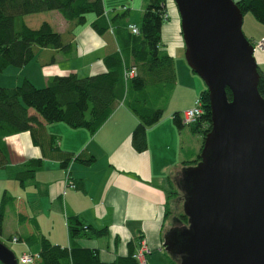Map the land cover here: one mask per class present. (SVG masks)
Returning <instances> with one entry per match:
<instances>
[{"label": "crops", "instance_id": "1", "mask_svg": "<svg viewBox=\"0 0 264 264\" xmlns=\"http://www.w3.org/2000/svg\"><path fill=\"white\" fill-rule=\"evenodd\" d=\"M102 1L108 17L112 14L111 9L127 8L129 22L134 25L139 22L146 4V0H130L120 6L118 2L111 3V0ZM172 1L166 0L169 19L161 27V40L162 48L174 60L176 83L166 103L165 116L163 113L161 119L147 129L145 151L137 152L131 145V132L137 119L124 105H119L94 133L85 128H72L64 122H45L29 108L28 113L36 116L42 126L39 130L42 138L45 134L51 135L62 151L92 155L94 161L84 165L71 160L63 167L60 158L44 157L34 180L21 186L13 178L14 171L28 159L43 157L42 149L33 142L30 131L3 138L6 166L0 168V203L5 192L13 197L17 195L15 204H8L4 208V216L8 212L14 213L19 225L27 224L19 238H26L32 232V222H35L40 232L52 243L65 246L68 244L67 217L78 215L84 223L107 228L103 237L79 240L83 247L97 249L103 262L110 263L117 256L127 254L128 242L141 237L148 248L146 264H170L163 247L164 235L172 223L164 215L168 176H174L177 172L185 151L195 154L201 145L196 143L198 136L193 135L188 127L177 130L171 117L175 111L183 116L203 88L201 80L185 61L180 17ZM43 13L26 15L24 20L32 28L38 27L42 21H48L56 31H65L67 23L58 11ZM91 19L92 16H89L86 24L75 30L71 55L66 57L54 49H40L33 60L15 67L12 70L13 79L2 86H17L27 79L40 88L52 75L72 72L85 77L103 72V57L117 50L118 45L112 30L97 34L90 27ZM247 19L251 29L246 36L254 43L263 41V47L256 49L254 56L258 67L264 72V25L255 18L252 20L247 16ZM193 140L195 143H192ZM27 208L31 213L35 212L34 215L30 216ZM45 213L49 214L48 220L51 221L48 231L40 225V217L43 215L44 219L47 218ZM19 214L27 220L23 221ZM56 225H59L58 230ZM14 241L27 249L38 245L37 242L29 245ZM23 254L27 252L23 250Z\"/></svg>", "mask_w": 264, "mask_h": 264}, {"label": "trees", "instance_id": "2", "mask_svg": "<svg viewBox=\"0 0 264 264\" xmlns=\"http://www.w3.org/2000/svg\"><path fill=\"white\" fill-rule=\"evenodd\" d=\"M235 4L243 15L250 12L257 22L264 25V0H236ZM54 10L67 23L62 33L53 29L48 21H42L38 27L32 28L24 20L26 15ZM89 16H92L90 27L99 35L112 30L118 45L117 50L103 57V72L85 77L72 72L52 75L40 88L27 79L17 86H0V168L6 166L3 138L8 135L30 131L33 142L43 152V157L28 159L14 171L13 178L21 186L34 180L44 157L60 158L63 167L71 160L84 165L94 161L92 155L62 151L51 135L45 134L42 138L39 131L42 126L36 116L28 113L29 108L45 122H64L72 128H85L94 133L119 105H124L137 119L131 132V145L137 152L147 149V129L163 116L165 104L176 83L174 60L162 48L161 40V27L169 19L166 0H146L142 16L136 24L137 33L129 28L131 23L127 8L114 9L108 17L102 0H0V71L8 66H24L37 56L40 49H54L66 57L71 55L75 30L85 25ZM248 40L254 44L253 40ZM132 69L135 74L128 76ZM191 71L195 74L194 70ZM257 72L258 92L264 99V72L259 67ZM226 95L228 99L231 98L228 89ZM196 99L200 101L202 112L192 123H185L179 111L172 114L177 130L188 127L193 135L201 139V145L195 154L185 151L186 155L180 161L181 168L174 176H168L164 215L165 218H172L169 229H176L177 223L182 224L179 229L188 226V217L183 209L181 212L177 209L178 200L183 205L187 189L183 170L200 160L204 137L211 132V109L206 86ZM15 199L6 192L2 195L0 234L4 208L8 204H15ZM19 217L27 220L24 215L19 214ZM31 225L32 232L26 238H14L29 245L36 242L39 245L38 252L30 254L33 255V262L24 264H146V252L144 263L134 257L141 248V237L128 242L127 254L117 256L110 263L103 262L97 249L83 247L79 240L103 237L107 228L84 223L78 215L67 217L68 244L65 246L52 243L40 232L35 222ZM164 253L170 264L179 263L178 253L173 255L165 249ZM19 261L17 258V264Z\"/></svg>", "mask_w": 264, "mask_h": 264}, {"label": "water", "instance_id": "3", "mask_svg": "<svg viewBox=\"0 0 264 264\" xmlns=\"http://www.w3.org/2000/svg\"><path fill=\"white\" fill-rule=\"evenodd\" d=\"M173 1L186 62L209 94L211 132L200 160L183 170L188 226L169 229L163 247L178 264H264V99L254 44L235 1ZM0 263L17 264L1 241Z\"/></svg>", "mask_w": 264, "mask_h": 264}, {"label": "rangeland", "instance_id": "4", "mask_svg": "<svg viewBox=\"0 0 264 264\" xmlns=\"http://www.w3.org/2000/svg\"><path fill=\"white\" fill-rule=\"evenodd\" d=\"M111 1H112L111 3L118 2L119 3L118 6H120L121 4H126L127 2H130V0H111ZM233 1H236V0H233ZM172 4L174 5V2L173 1H172ZM107 7H108V5H107ZM111 11H112V9H111ZM43 12H44L43 14H48L49 11H43ZM35 16H37V15H35ZM247 16L251 17L252 20H254L253 19L254 17H252L253 15L250 12H247L246 14L243 15L242 31H243V33L245 35H246V33L249 34L250 33V29H251V24L248 21ZM46 17L48 19L49 18V15H47ZM28 23L30 25H32V22L29 21ZM184 58H185V54H184ZM185 61H186V59H185ZM13 69H16V68L14 66H8L5 69H3L2 72L0 71V86L5 85V83H9V81H11L13 79V76H12V74H13V71L12 70ZM196 76H197V78H199V80H201V82L203 84V88L202 89H204L205 88L204 82L202 81V79L198 75H196ZM168 101H169V99L167 100V102ZM165 108H166L165 111H167V108L168 107H167L166 104H165ZM164 116H165V113H164ZM197 138H198V142H196V143H198V145H199L201 139L199 137H197ZM192 143H195V140H193ZM179 168H181L180 164H179ZM14 196L16 197L17 195H14ZM177 209H178V211L181 212V210H182V201L181 200H178V202H177ZM27 210H28V213H29L30 216L31 215H34L35 212L31 213V211L28 208H27ZM38 215H39V213H38ZM45 215L47 217L46 219H44L43 215H42V217H40V219H41L40 220V225H41L42 228H44L46 230L47 228L50 227L51 221L48 220L49 214H46L45 213ZM3 217L4 218L2 219L3 225H2V234L0 235V241L4 245H6L15 254L16 258H18V259L21 256V252L23 250H25L28 254H33V255L36 254V250L38 249V245L37 244H35L33 246H30L28 248V249H30V251H31L30 252L23 245H21L20 243H16L14 241V238L18 237V235L20 233H22V232L25 231V228L24 227H26L27 224H23V225L20 224L19 225V223H17V221H16V217H15L14 213H11V212H8ZM169 218H170V221H171L172 218L171 217H169ZM58 226L57 225L55 226L56 229L58 228ZM57 230L55 232H57ZM46 231H48V229ZM18 264H24V263H22V262L19 261Z\"/></svg>", "mask_w": 264, "mask_h": 264}, {"label": "built area", "instance_id": "5", "mask_svg": "<svg viewBox=\"0 0 264 264\" xmlns=\"http://www.w3.org/2000/svg\"><path fill=\"white\" fill-rule=\"evenodd\" d=\"M129 28L133 33H137L138 29L137 26L134 24H130ZM263 47V41H258L255 45V50L260 49ZM134 69L130 70L128 73V76L134 75ZM202 112L201 106H200V101L199 99H196L194 102V106L191 107L190 109L186 110L183 114V120L185 123H192L197 115H199ZM71 186L73 187L74 184L71 183ZM141 248L134 254V257L137 258V260L141 263H144V253L147 252V247L145 243L142 241L141 242ZM20 261L23 263H32L33 262V255L30 254H23L20 258Z\"/></svg>", "mask_w": 264, "mask_h": 264}, {"label": "flooded vegetation", "instance_id": "6", "mask_svg": "<svg viewBox=\"0 0 264 264\" xmlns=\"http://www.w3.org/2000/svg\"><path fill=\"white\" fill-rule=\"evenodd\" d=\"M173 224H174V223H173ZM173 224H172V225H173ZM181 225H182L181 223H177V224H176V229H179Z\"/></svg>", "mask_w": 264, "mask_h": 264}]
</instances>
